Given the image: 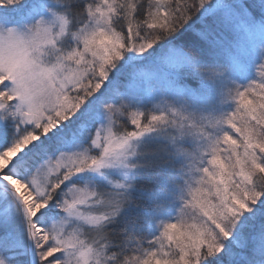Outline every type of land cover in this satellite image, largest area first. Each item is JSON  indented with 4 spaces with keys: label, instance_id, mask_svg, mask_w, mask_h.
<instances>
[{
    "label": "snow or ice",
    "instance_id": "snow-or-ice-1",
    "mask_svg": "<svg viewBox=\"0 0 264 264\" xmlns=\"http://www.w3.org/2000/svg\"><path fill=\"white\" fill-rule=\"evenodd\" d=\"M0 264H264V0H0Z\"/></svg>",
    "mask_w": 264,
    "mask_h": 264
}]
</instances>
